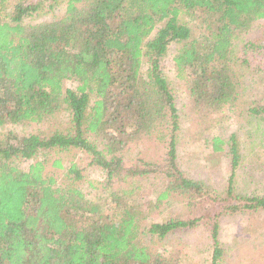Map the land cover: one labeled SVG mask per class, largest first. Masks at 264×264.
<instances>
[{
  "label": "trees",
  "instance_id": "1",
  "mask_svg": "<svg viewBox=\"0 0 264 264\" xmlns=\"http://www.w3.org/2000/svg\"><path fill=\"white\" fill-rule=\"evenodd\" d=\"M61 6L52 21L23 23ZM261 21L264 0H0V130L68 115L63 131L0 133V264H180L179 249L158 253L154 244L200 225L213 243L206 263L222 264L221 219L264 211V196L236 194L234 138L221 194L181 169L176 96L161 61L179 46L173 64L189 85L193 124L210 133L215 115L242 102L246 69L255 63L264 74V36L244 45L242 61L232 57L238 35ZM66 81L79 86L64 90ZM248 111L263 119L264 102ZM145 139L162 156L129 164ZM211 140L221 154L223 141ZM75 151L81 160L64 166L58 156ZM16 159L33 163L23 171ZM87 168L102 173L89 183L91 197L79 188ZM150 176L164 186L142 198ZM173 199L185 216L145 225Z\"/></svg>",
  "mask_w": 264,
  "mask_h": 264
},
{
  "label": "rangeland",
  "instance_id": "2",
  "mask_svg": "<svg viewBox=\"0 0 264 264\" xmlns=\"http://www.w3.org/2000/svg\"><path fill=\"white\" fill-rule=\"evenodd\" d=\"M56 11V12H55ZM52 13H41L32 18L24 19V25H34L54 20L65 12L61 6ZM187 26L192 28V38L199 36L195 25L188 19H183ZM264 21L238 35L232 49L233 61H242L245 58L244 45L249 41L258 40L264 35ZM178 45L172 44L161 61V70L164 78L171 84L176 96V107L180 118V131L178 136V160L181 169L194 181L203 183L212 195L221 194L228 187L231 176L230 164L227 159L229 141L234 138L240 156L239 167L236 171L235 192L245 197L264 196V118L253 117L248 108L262 105L264 92V74L255 71L258 65L253 63L246 69V76L240 89L242 102L233 107L226 106L221 114L215 115L216 121L210 133L202 134L201 129L193 124L190 114L189 101L190 89L187 82L177 79L173 64ZM251 60V57H249ZM78 83L66 81L64 90H76ZM68 124V115L61 113L53 119L42 124L8 125L0 133L14 132L27 136L39 132L63 131ZM219 137L224 143V151L214 154L211 139ZM209 141V142H208ZM208 142V143H207ZM158 143L143 140L135 146L126 156L129 164H134L138 158L146 161H157L162 156L163 149ZM160 146V145H159ZM75 156V158H74ZM78 152L63 153L58 156L64 166L72 159L79 161ZM32 162L16 159L14 164L23 171H27ZM102 180L101 170L87 168L84 179L79 183V188L90 197V182ZM148 187L142 198L153 197L164 186V180L155 176L145 179ZM60 182H64L60 177ZM182 202L173 199L164 207L160 217H150L146 226L162 222L173 217L185 216ZM220 242L223 250L222 264H264V211L258 213H241L235 216H226L221 219ZM149 242L150 240L147 239ZM154 249L158 253L179 249L180 264H207L205 256L212 252L213 243L207 227L200 225L188 231H178L168 237L166 242L155 243Z\"/></svg>",
  "mask_w": 264,
  "mask_h": 264
}]
</instances>
